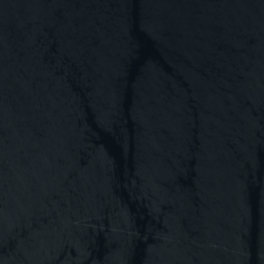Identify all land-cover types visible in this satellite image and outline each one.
Instances as JSON below:
<instances>
[{"label": "water", "instance_id": "1", "mask_svg": "<svg viewBox=\"0 0 264 264\" xmlns=\"http://www.w3.org/2000/svg\"><path fill=\"white\" fill-rule=\"evenodd\" d=\"M0 264H264V0H0Z\"/></svg>", "mask_w": 264, "mask_h": 264}]
</instances>
